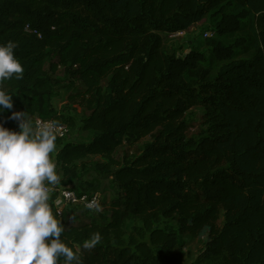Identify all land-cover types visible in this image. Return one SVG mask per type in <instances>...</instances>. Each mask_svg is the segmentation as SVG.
Here are the masks:
<instances>
[{
  "label": "trees",
  "instance_id": "obj_1",
  "mask_svg": "<svg viewBox=\"0 0 264 264\" xmlns=\"http://www.w3.org/2000/svg\"><path fill=\"white\" fill-rule=\"evenodd\" d=\"M202 21L214 33L206 52L166 48L162 35ZM10 40L25 71L4 84L13 109L0 124L19 131L9 117L25 111L73 128L52 105L58 75L70 79L87 138L57 139L55 163L69 184L98 156L115 191L105 214L62 233L83 264H182L184 236L206 238L198 264H264V0H0V44ZM196 106L207 133L186 140ZM152 135L140 155L114 160ZM94 232L103 241L83 250Z\"/></svg>",
  "mask_w": 264,
  "mask_h": 264
},
{
  "label": "clouds",
  "instance_id": "obj_2",
  "mask_svg": "<svg viewBox=\"0 0 264 264\" xmlns=\"http://www.w3.org/2000/svg\"><path fill=\"white\" fill-rule=\"evenodd\" d=\"M17 43L0 44V113L13 109L6 81L21 79L25 69L15 55ZM19 131L0 124V264H83L79 254L61 239L65 226L49 204L50 186L61 183L50 154L56 150L57 121L33 125L25 111L9 117ZM99 204L96 205L97 210ZM103 241L94 232L81 248L93 250Z\"/></svg>",
  "mask_w": 264,
  "mask_h": 264
},
{
  "label": "rangeland",
  "instance_id": "obj_3",
  "mask_svg": "<svg viewBox=\"0 0 264 264\" xmlns=\"http://www.w3.org/2000/svg\"><path fill=\"white\" fill-rule=\"evenodd\" d=\"M213 36L214 33L205 21L194 25L186 32H180L172 35H162L166 48L174 51L178 56H184L191 51L206 52L207 47L205 42L208 38H213ZM58 78L65 81L54 92L52 105L57 112L63 114L62 120L64 122L66 118H71L74 122V127L69 128L67 136H65L64 140L61 141L63 143L83 142L87 138V134L80 132L78 127L80 120L86 116L87 112L78 105L74 106V104L72 105L69 103L68 96L71 92H73V82H71L70 79L64 78L61 74L58 75ZM71 106H74V108L72 109ZM184 120L187 124V131L185 133L186 140L197 141L206 135L208 121L202 107L196 106L191 108L185 114ZM152 139L153 135L143 138L131 145L123 144L113 155L114 160L118 164H122L123 161L132 160L142 153L144 145L149 143ZM56 145V150L50 154L54 161L55 154L59 149L57 143ZM102 165L103 160L98 156L88 157L81 160L77 164L78 175L74 181L69 184L64 183L66 179L62 176L59 166H57V171L61 176V183L55 186H50V188L65 186L88 194L97 193L100 196L99 209L97 210L96 208V210L91 213L85 211L81 207H65L63 210L67 216L66 220L62 222L65 228L70 225H78L89 222V220L97 214H105L107 205L111 198L114 197L115 191L111 189L110 180L105 177V172L101 171ZM116 169L117 167H111L110 170L114 172ZM51 202L52 199L49 200L50 206ZM51 208L54 212V208L52 206ZM54 214L57 216L55 212ZM206 241L207 240L204 236H198L197 238L184 236L178 240V244L175 246L174 251L180 255L182 264H198L197 262L199 260L200 253L204 249Z\"/></svg>",
  "mask_w": 264,
  "mask_h": 264
},
{
  "label": "built area",
  "instance_id": "obj_4",
  "mask_svg": "<svg viewBox=\"0 0 264 264\" xmlns=\"http://www.w3.org/2000/svg\"><path fill=\"white\" fill-rule=\"evenodd\" d=\"M52 120H42L41 118L34 116L32 118L33 125L40 124L42 122H49ZM60 128L57 130V139H62L68 134V127L64 123H59ZM50 199H52V205L54 212L59 216L65 207L78 208L81 207L87 212L96 210V205L100 204L99 194H88L85 192L76 191L74 188L68 187H53L50 188Z\"/></svg>",
  "mask_w": 264,
  "mask_h": 264
}]
</instances>
